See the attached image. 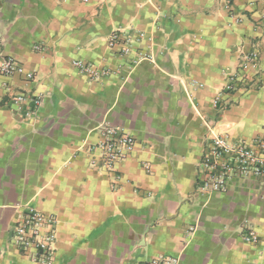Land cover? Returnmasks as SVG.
Wrapping results in <instances>:
<instances>
[{"label": "crops", "instance_id": "crops-1", "mask_svg": "<svg viewBox=\"0 0 264 264\" xmlns=\"http://www.w3.org/2000/svg\"><path fill=\"white\" fill-rule=\"evenodd\" d=\"M119 29L143 34L129 54L109 46ZM254 47L264 67V0H0V65L34 74L0 73V264H41L14 242L28 207L57 218L52 264H264L256 181L198 189L211 129L264 139V87L212 104ZM138 49L153 59L131 66ZM78 59L112 72L91 79ZM16 94L40 105L18 108ZM105 122L136 139L114 172L90 165Z\"/></svg>", "mask_w": 264, "mask_h": 264}, {"label": "built area", "instance_id": "built-area-1", "mask_svg": "<svg viewBox=\"0 0 264 264\" xmlns=\"http://www.w3.org/2000/svg\"><path fill=\"white\" fill-rule=\"evenodd\" d=\"M234 16V13H233ZM237 22L241 18L235 16ZM143 34L128 31L114 30L109 37V46L118 48L121 54L133 51V44L142 39ZM39 48V47H37ZM145 59H153L150 50L138 49L131 66ZM73 64L79 71L91 79H100L111 74L110 69H101L93 63L75 60ZM0 73L7 76L23 74L33 78L34 74L26 71L23 64L14 58H7L0 65ZM197 85V82H193ZM264 87V67L261 64V55L258 48L242 52L236 67L227 73L223 89L215 95L212 104L217 111L227 107L225 95L238 90H249ZM33 101L40 105L39 98H32L27 94H16L12 102L18 108L26 102ZM101 140L89 147L92 153L90 165L104 168L109 172L116 170V165L125 160L135 149L136 139L122 127L109 122L99 126ZM205 150L198 164V189L203 192H227L231 189L235 179H251L256 181L258 189L264 196V139L247 142L243 139H232L227 133L210 130L206 137ZM98 152V154H96ZM149 169V166L147 165ZM57 218L54 215L43 213L34 207H28L19 216L14 242L27 251L33 249L37 252L34 260L41 264H52L56 253ZM242 239L249 243H257L259 235L252 227L245 228ZM177 259L160 257L153 264H177Z\"/></svg>", "mask_w": 264, "mask_h": 264}]
</instances>
